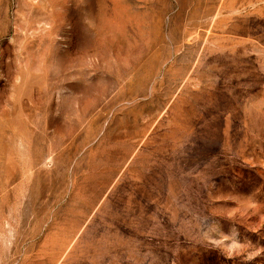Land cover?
Segmentation results:
<instances>
[{"label": "rangeland", "instance_id": "obj_1", "mask_svg": "<svg viewBox=\"0 0 264 264\" xmlns=\"http://www.w3.org/2000/svg\"><path fill=\"white\" fill-rule=\"evenodd\" d=\"M0 264H264V0H0Z\"/></svg>", "mask_w": 264, "mask_h": 264}]
</instances>
